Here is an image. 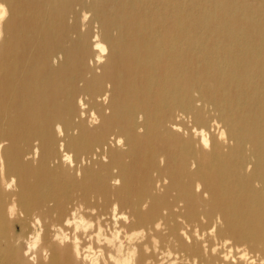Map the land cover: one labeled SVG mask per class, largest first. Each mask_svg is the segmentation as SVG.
<instances>
[{
    "label": "bare ground",
    "instance_id": "1",
    "mask_svg": "<svg viewBox=\"0 0 264 264\" xmlns=\"http://www.w3.org/2000/svg\"><path fill=\"white\" fill-rule=\"evenodd\" d=\"M0 5L5 14L0 138L9 140L5 175L16 176L20 189L0 193L2 264H23L13 241L21 227L24 235L31 231L33 211L63 225L73 209L94 224L76 235L81 249L92 243L103 250L100 264H115L132 248L133 264H225L227 248L238 256L241 246L264 258L261 0H0ZM77 6L93 11L86 33L80 32ZM93 20L101 22L110 55L101 75L86 78L92 72L87 58ZM57 53L63 61L53 67ZM105 91L107 105L96 100ZM81 94L88 97L85 110L77 104ZM92 111L100 123L89 127ZM201 129L210 136V150L200 144ZM221 130L225 139H219ZM121 139L123 146L117 144ZM36 140L40 157L33 167L23 155ZM61 141L75 168L48 167L63 155ZM117 178L119 186L112 183ZM13 195L25 219L10 222L5 208ZM97 221L102 237L111 240L119 232V239L111 245H97L95 236L89 241ZM44 227L48 246L51 234ZM65 230L71 235L72 228ZM140 230L142 235H133ZM67 247L61 257L52 245L49 264H79L70 255L72 245Z\"/></svg>",
    "mask_w": 264,
    "mask_h": 264
},
{
    "label": "clouds",
    "instance_id": "2",
    "mask_svg": "<svg viewBox=\"0 0 264 264\" xmlns=\"http://www.w3.org/2000/svg\"><path fill=\"white\" fill-rule=\"evenodd\" d=\"M92 0H86V3H91ZM261 3L264 4V0H261ZM77 11H79V28L81 33H86L88 30V24L89 20L93 16V11L87 10L84 8H80L77 6ZM5 19V14H3V5H0V40L3 39V22ZM68 24L71 25L74 22L73 15H69ZM112 37H117L119 35V32L117 29H113L111 33ZM72 38L75 39V34H72ZM89 44V51L90 55L87 58V67L89 69H92V72H89L86 74V78H90L92 74L99 76L102 73V65H105L108 63V57L110 55V47L109 43L105 37V32L103 28L101 27V22L93 20L92 22V33L90 40L88 41ZM63 61V54L57 53L56 56L51 57V64L53 67H57L61 62ZM80 87H83V81L79 84ZM106 88L109 90L111 89V84H106ZM88 99L86 95L81 94L77 97V104L82 110H85L88 108V105L85 103V100ZM97 102L99 103L101 100L103 101L104 105H107L109 103V91H105L103 96H97L96 97ZM108 109L105 108V114H108ZM80 118H85V112L81 111ZM190 119V117H189ZM100 123L99 118L97 117V114L95 111L91 112V116L88 119V125L89 127L98 125ZM215 124L216 122L213 121ZM173 128L175 130H179L176 125H173ZM216 128L219 129L220 125L216 124ZM56 129L59 132L61 136H63V131L61 128V125L57 124ZM139 131H143V129H140ZM195 131V129H193ZM209 133L213 131L211 127H209ZM201 133V139L200 144L203 145L204 149L210 150V136L205 133L204 129L200 130ZM185 136H187V133L185 132ZM219 139H225V133L221 130ZM118 145L123 146V140L117 141ZM9 145V140L0 138V193H16L19 192V186L17 183L16 176H6L5 175V169H6V161H5V150L7 149ZM60 151L63 154L59 159H54L49 162L48 167L53 168L57 164L64 166V167H72L75 168V162L72 160L71 155L64 152V145L61 141L60 144ZM40 157V148H39V141H33V146L30 151H26L23 155L24 162L31 161L32 166L36 167L39 162ZM95 158V157H93ZM104 161L107 162V157H104ZM85 161L82 158L81 164H84ZM90 163V161L88 162ZM161 165H163V157H161ZM194 167V165H193ZM252 164H248L247 171H251ZM115 171V170H114ZM80 173L77 172V175ZM167 183V180L164 181ZM112 183L115 186H119L120 180L117 178ZM159 186V185H158ZM257 188L260 187L259 183L257 182L255 185ZM53 202H48V207H52ZM118 208V205L113 204V216L112 219L114 221L113 227L115 228V221L117 220V216L115 215V210ZM79 210L82 212L83 205L79 206ZM5 215L8 219V221H16V220H23L25 219V212L19 207L17 203V197L15 195L11 196V198L8 200L6 208H5ZM92 215H95V209L92 210ZM121 218L125 219L127 221V217L121 214ZM28 225L31 229V231H28L26 235L23 233V228L21 227V233L17 234L14 241L13 246L17 248L22 254V256L25 258L23 264H49L50 257L52 255V248L51 246L54 245L57 253L63 257L66 252H68V245L71 244L72 247L70 249V255L73 257V259L76 262H79V264H83L84 261L87 262V264H100V261L104 258L103 250L99 247L93 248L92 243H88L87 246L83 249L80 247V240L79 237L76 235V233L80 232L81 230L86 234L89 232L90 229L93 228L94 224L91 221H86L84 216L81 214L78 218V210L73 209L69 216L65 217L63 225H58L49 220L48 217L43 216L39 213V210H35L31 213V219L28 221ZM44 225H47V231L51 234L50 235V241L49 245H44V232L45 227ZM159 227V225H157ZM72 228L71 235L69 232H67L65 229ZM103 231L102 228L99 227V222H96V231L93 233V235H89L87 239L91 241L93 239V236H95V242L97 245H100L101 243H107L109 245L112 244L114 240H118L120 233L114 232L112 235V239H108V237L101 236V232ZM214 231V229H213ZM143 230H140V232L134 233L133 235H142ZM129 241H131L132 237H127ZM191 242V241H189ZM225 245H228L231 243V241H225ZM21 245H23V248L21 249ZM124 245L123 243L120 244V248L123 249ZM145 251L147 252V246H145ZM81 252H83V258L81 257ZM216 249H213V254H215ZM236 252L239 254L238 256L232 255V248H227V255H223V260L225 261V264H227V261L231 259L232 264H237V259L240 261H243L244 264H257V261H259V264H264V258L261 257L260 252H256L254 255L249 253L246 246H241L236 248ZM119 254V253H118ZM136 255V249L132 248L130 251L124 255V257L120 260L115 261V264H133V261L135 259ZM112 254H108V260H112ZM2 264V262H0ZM104 264H108V261L105 260ZM146 264H149V262L146 261ZM175 264V262H173Z\"/></svg>",
    "mask_w": 264,
    "mask_h": 264
},
{
    "label": "rangeland",
    "instance_id": "3",
    "mask_svg": "<svg viewBox=\"0 0 264 264\" xmlns=\"http://www.w3.org/2000/svg\"><path fill=\"white\" fill-rule=\"evenodd\" d=\"M17 233H19V232H17Z\"/></svg>",
    "mask_w": 264,
    "mask_h": 264
}]
</instances>
